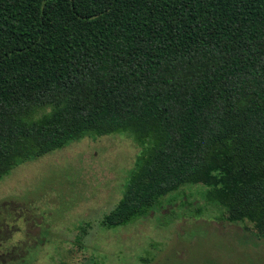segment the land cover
<instances>
[{
	"label": "trees",
	"instance_id": "obj_1",
	"mask_svg": "<svg viewBox=\"0 0 264 264\" xmlns=\"http://www.w3.org/2000/svg\"><path fill=\"white\" fill-rule=\"evenodd\" d=\"M113 134L147 149L100 227L203 185L220 221L264 240V0H0V180ZM17 247L1 264L26 261L32 249Z\"/></svg>",
	"mask_w": 264,
	"mask_h": 264
},
{
	"label": "rangeland",
	"instance_id": "obj_2",
	"mask_svg": "<svg viewBox=\"0 0 264 264\" xmlns=\"http://www.w3.org/2000/svg\"><path fill=\"white\" fill-rule=\"evenodd\" d=\"M146 149L126 134L85 137L18 165L0 180V221L1 213L11 214L9 224L18 230L4 251L0 247V264L5 250L21 244L32 249L23 264H142V258L149 264H264V240L241 223L220 221V212L199 198L203 185L165 197L134 223L100 227ZM81 228L87 235L78 247Z\"/></svg>",
	"mask_w": 264,
	"mask_h": 264
}]
</instances>
